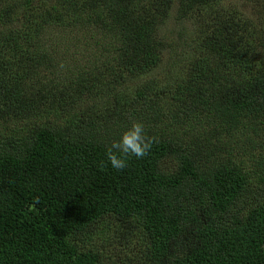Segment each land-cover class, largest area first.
I'll return each mask as SVG.
<instances>
[{
	"label": "trees",
	"instance_id": "trees-1",
	"mask_svg": "<svg viewBox=\"0 0 264 264\" xmlns=\"http://www.w3.org/2000/svg\"><path fill=\"white\" fill-rule=\"evenodd\" d=\"M0 264H264V0H0Z\"/></svg>",
	"mask_w": 264,
	"mask_h": 264
},
{
	"label": "clouds",
	"instance_id": "clouds-1",
	"mask_svg": "<svg viewBox=\"0 0 264 264\" xmlns=\"http://www.w3.org/2000/svg\"><path fill=\"white\" fill-rule=\"evenodd\" d=\"M153 137L147 135L142 122L134 121L107 146V159L112 168L122 170L127 167L128 159L145 157L151 150ZM103 163L101 167L103 168Z\"/></svg>",
	"mask_w": 264,
	"mask_h": 264
},
{
	"label": "rangeland",
	"instance_id": "rangeland-1",
	"mask_svg": "<svg viewBox=\"0 0 264 264\" xmlns=\"http://www.w3.org/2000/svg\"><path fill=\"white\" fill-rule=\"evenodd\" d=\"M233 1V3H238V5H239V3H240V1L241 0H232ZM224 6H226V5H224ZM177 23H179L178 21H177V19H176V14H175V12H173L172 14H171V18H170V20H169V22L168 23H166V26H164L163 27V29H162V32H163V36L164 37H166V38H170V37H172L173 35H172V33H171V26H177ZM194 22L193 21H190V22H188L187 23V28L190 30V31H192V30H194ZM170 41V40H169ZM114 254H116L117 255V260L121 257V255H120V252H119V250H117L116 252H114Z\"/></svg>",
	"mask_w": 264,
	"mask_h": 264
}]
</instances>
